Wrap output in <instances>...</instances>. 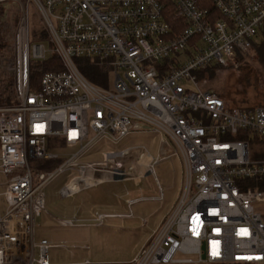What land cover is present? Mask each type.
I'll return each instance as SVG.
<instances>
[{
	"label": "built area",
	"instance_id": "2783aa9c",
	"mask_svg": "<svg viewBox=\"0 0 264 264\" xmlns=\"http://www.w3.org/2000/svg\"><path fill=\"white\" fill-rule=\"evenodd\" d=\"M5 2H17L23 14L15 39L16 101L0 106V198L6 201L3 212L0 202V264H51L50 243L35 237L45 188L65 173L62 196L142 175L140 147L86 156L99 141L117 143L144 127L182 156L186 186L138 255L113 264H264V158L250 152L251 140L264 139V108L231 107L195 75L236 63L252 48L264 25V0ZM30 5L49 47L32 42ZM48 52L60 67L44 70L33 87L31 73ZM81 58L112 68L114 85L89 80L77 64ZM49 138L75 150L36 174L32 159L60 157L48 149ZM158 160L148 165L151 172ZM104 217L98 215L100 223Z\"/></svg>",
	"mask_w": 264,
	"mask_h": 264
},
{
	"label": "rangeland",
	"instance_id": "374dc122",
	"mask_svg": "<svg viewBox=\"0 0 264 264\" xmlns=\"http://www.w3.org/2000/svg\"><path fill=\"white\" fill-rule=\"evenodd\" d=\"M22 3L27 5L25 1ZM28 10L32 42L42 41L49 47L45 39L48 33L37 9L30 5ZM14 12L18 14L13 16ZM22 14L23 10L17 2L0 4V84L3 78L15 79V39ZM259 37H264V25L260 28ZM51 56L48 52L47 59ZM243 57H239L236 63L220 65L213 77L199 82L203 87L222 94L231 107L264 106V55L255 57L251 49ZM98 60L81 58L77 59V64L93 83L111 88L115 73L112 68L104 69L96 65ZM44 70L43 64L34 69L38 76ZM3 104L0 103V106H5ZM161 138L160 133L151 130L134 131L117 143L107 139L99 141L86 156L102 159L104 150L140 147V152L144 154L139 162L141 177L107 179L73 195L62 196L60 189L68 178V173H65L45 188L46 211L36 218L35 237L37 241L45 238L50 243L51 264L125 263L138 255L152 232L173 210L186 186L182 156L160 154ZM61 141L49 138L47 142L48 149L59 153L60 157L31 160L36 174L56 168L75 150H67ZM250 152L253 159L264 158V139L251 140ZM156 157L159 160L154 172H151L146 166L153 163ZM3 180L5 177L0 174V182ZM161 189L164 191L163 199H160ZM129 199L141 201L128 207L125 202ZM0 202L3 212L6 207L4 196H1ZM129 213L131 215L126 217ZM99 214L105 216L101 223ZM59 219H70L73 223L63 224Z\"/></svg>",
	"mask_w": 264,
	"mask_h": 264
},
{
	"label": "trees",
	"instance_id": "16d2710c",
	"mask_svg": "<svg viewBox=\"0 0 264 264\" xmlns=\"http://www.w3.org/2000/svg\"><path fill=\"white\" fill-rule=\"evenodd\" d=\"M17 14H18L17 12L16 13L14 12L13 16H16ZM172 27H173L174 31L179 30L178 26H177L176 22H174V20L172 21ZM251 49H252V52H254L255 57L264 55V37H263V39H261L259 37L258 41L254 42ZM243 55H241L240 57L244 58ZM43 65H44L46 70L55 69V68L60 67L59 61L57 60V58L55 56H51ZM220 67L221 66L217 65V64L209 65V66H206L204 68L198 69L195 72V75H196L198 80H201V79L206 78V77L210 78V77H213L215 69L220 68ZM38 75H39V73H37L35 71H32V73H31V80H32V86L33 87L37 86L38 80L40 78V76H38ZM1 82L2 83L0 84V88H1L0 89V103H5L3 105H9V104L14 103L16 101L15 79L13 80L11 78L6 77V78H3L1 80ZM210 89H212V88H210ZM213 90H215V89H213ZM220 95L222 96V94H220ZM232 107H237V106H232ZM255 107H258V106H254L253 108H255ZM260 107L264 108V106H260ZM244 109H252V108H244Z\"/></svg>",
	"mask_w": 264,
	"mask_h": 264
},
{
	"label": "crops",
	"instance_id": "0c3cea01",
	"mask_svg": "<svg viewBox=\"0 0 264 264\" xmlns=\"http://www.w3.org/2000/svg\"><path fill=\"white\" fill-rule=\"evenodd\" d=\"M258 39H259V36L257 37V41H258ZM139 131V130H138ZM140 131H150V130H147V128H142ZM173 148H172V146L170 145V144H168L167 142H165L164 140H163V138H161V145H160V154H162L163 156L165 155H168V156H170V157H175V156H177L178 154H174L172 151ZM144 156V154L142 155V157ZM141 157V158H142ZM156 158H158V157H156ZM183 164V163H182ZM147 168H148V165L146 166ZM142 175H136V176H131V177H128V178H136V177H141ZM122 179H126V178H122ZM164 198V191L161 189V192H160V199H163ZM138 201H141V200H135V202L134 203H137ZM126 204H127V206L129 207V206H132V205H129L128 204V200H126V202H125ZM129 215H130V213H129ZM129 215H125L126 217H129ZM60 220V219H59ZM68 220V219H67ZM70 220V219H69Z\"/></svg>",
	"mask_w": 264,
	"mask_h": 264
},
{
	"label": "bare ground",
	"instance_id": "6f19581e",
	"mask_svg": "<svg viewBox=\"0 0 264 264\" xmlns=\"http://www.w3.org/2000/svg\"><path fill=\"white\" fill-rule=\"evenodd\" d=\"M139 154H142V153H140L139 152ZM139 172H141V170H140V168L138 167V169H137ZM132 171V168L131 169H129V172H131Z\"/></svg>",
	"mask_w": 264,
	"mask_h": 264
}]
</instances>
